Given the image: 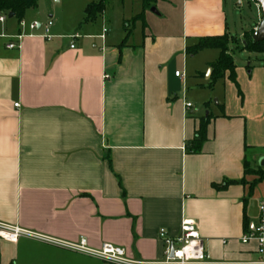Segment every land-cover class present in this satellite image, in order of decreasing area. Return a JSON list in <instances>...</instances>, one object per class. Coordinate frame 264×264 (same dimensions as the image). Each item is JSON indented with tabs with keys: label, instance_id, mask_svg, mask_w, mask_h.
I'll use <instances>...</instances> for the list:
<instances>
[{
	"label": "crops",
	"instance_id": "1",
	"mask_svg": "<svg viewBox=\"0 0 264 264\" xmlns=\"http://www.w3.org/2000/svg\"><path fill=\"white\" fill-rule=\"evenodd\" d=\"M100 1L79 3L77 19L53 23L50 39L30 31L29 11L25 28L0 16V222L34 235L0 240V264H108L54 244L82 238L161 261L160 232L177 237L184 220L214 261L253 259L256 244L241 238L259 221L264 181L250 198L256 177L244 169L264 158V67L247 74L236 64L235 80L209 89L220 52L187 54L201 38L229 34L226 0L159 1L136 24L143 6L133 0L128 19L106 10L85 23ZM203 120L207 140L191 153Z\"/></svg>",
	"mask_w": 264,
	"mask_h": 264
},
{
	"label": "built area",
	"instance_id": "2",
	"mask_svg": "<svg viewBox=\"0 0 264 264\" xmlns=\"http://www.w3.org/2000/svg\"><path fill=\"white\" fill-rule=\"evenodd\" d=\"M256 3V0H252ZM7 17H0V22H5ZM27 24L22 21L21 27L25 28ZM53 27V21L50 20L47 24L42 25L38 22L31 23L29 29L32 32L42 28L44 31V38H51V28ZM108 33V29L104 30L102 39ZM24 36L20 35L17 38L21 40ZM72 40L80 38L79 34L70 36ZM16 46L10 44L9 49H14ZM75 49V46H71ZM264 56V53H263ZM176 77L181 78V73H176ZM16 108L20 105L16 104ZM192 108L191 103L186 104V110L189 111ZM260 218L256 225L248 231L242 238L243 244H256L255 256L253 259L243 262H219L214 261L208 252L206 251L204 239L198 232L197 225L194 221L184 220L181 225V233L177 237H170L162 230L160 232V240L163 242L164 259L161 261H140L129 258L125 249L106 243L102 245L101 249L94 250L88 246L86 239L82 238L78 243H59L54 242L74 253L82 254L90 258L98 259L108 264H264V202L260 205ZM34 236L20 229L19 227L6 225L0 222V240L16 243L21 237Z\"/></svg>",
	"mask_w": 264,
	"mask_h": 264
},
{
	"label": "trees",
	"instance_id": "3",
	"mask_svg": "<svg viewBox=\"0 0 264 264\" xmlns=\"http://www.w3.org/2000/svg\"><path fill=\"white\" fill-rule=\"evenodd\" d=\"M40 0H0V16L2 14L13 15L15 19L19 22L24 20L26 13L29 10L37 9ZM110 0H101L99 3H93L88 5L85 11V23H93L101 16L107 9L108 2ZM123 2L124 0H119ZM159 1L163 0H142L143 11L138 15L134 20L133 24H136L138 21L144 19V14L146 11L151 10L156 7ZM258 25V24H257ZM255 34V27L251 30L244 33L243 40L241 41L242 51H246L250 54L263 55L264 53V42L255 43L253 41V35ZM234 42L229 34H225L220 37H206L201 38L193 46L187 48V54L189 56H195L198 53L204 50H218L220 52L219 58L216 62L210 65L211 76L210 82L208 85L209 89H213L218 82L223 80L227 74L229 78L235 80L236 78V63L234 57L231 54L230 45ZM210 118V116H209ZM208 121H201L200 128L196 134L194 140L189 144V152L199 153L202 149L203 144L207 140L206 128ZM244 175L254 176L256 179L250 183V193L249 197L251 198L254 190L264 181V169L252 170L248 165H245ZM241 184H246L245 179L240 182ZM237 184L236 182H229L221 187H218L221 190H225L228 186ZM247 201L244 203V208H247ZM245 223H247V216L244 217Z\"/></svg>",
	"mask_w": 264,
	"mask_h": 264
},
{
	"label": "rangeland",
	"instance_id": "4",
	"mask_svg": "<svg viewBox=\"0 0 264 264\" xmlns=\"http://www.w3.org/2000/svg\"><path fill=\"white\" fill-rule=\"evenodd\" d=\"M96 1V0H95ZM100 1V0H97ZM88 2V0H40L38 8L29 10V18H32L35 21L42 23L43 25L47 24L50 20L53 21L54 24H62L66 26H71L72 21L77 19L75 13L78 11L79 3L82 4V8L84 3ZM135 3L133 0H125L124 6L119 2V0H113L108 2L107 5V17L114 19L115 22L121 20V14H125V18H129L131 13L136 12ZM124 9V11H123ZM260 12V7L253 2L252 0H226V13L228 18V33L232 38H234V42L230 45L231 54L234 57L235 63L242 68V70L247 72V68L249 65L252 67H264V61H262V55L250 54L248 52H244L241 49L240 41L243 40L244 33L246 31L251 30L255 27V31L259 27L260 23H257V13ZM136 14V13H135ZM28 17L26 19L28 20ZM121 17V18H120ZM262 18V14H260V19ZM7 20L10 22L11 19L8 17ZM27 21V22H35V21ZM13 26L16 25V21H13ZM258 24V25H257ZM128 25V23H126ZM132 27V26H131ZM139 26L137 30H133L132 36L136 33L137 35L140 33ZM135 34V35H136ZM217 99L214 97L209 100L210 109L206 111L205 106L202 105V109L204 111V115L206 116L209 112L215 111L217 109ZM199 110V107H195V111ZM253 170V169H252Z\"/></svg>",
	"mask_w": 264,
	"mask_h": 264
},
{
	"label": "water",
	"instance_id": "5",
	"mask_svg": "<svg viewBox=\"0 0 264 264\" xmlns=\"http://www.w3.org/2000/svg\"><path fill=\"white\" fill-rule=\"evenodd\" d=\"M256 4L259 5L261 13H262V21L260 22L259 27L255 31V34L253 35V41L255 43H263L264 42V0H256ZM151 12L156 13L157 11L155 8L151 9ZM10 19H13L14 16L10 15ZM211 73V71H210ZM259 166L261 169H264V158L261 159Z\"/></svg>",
	"mask_w": 264,
	"mask_h": 264
}]
</instances>
